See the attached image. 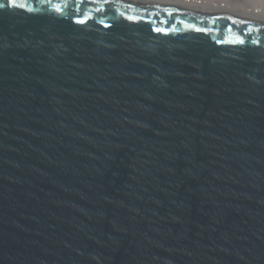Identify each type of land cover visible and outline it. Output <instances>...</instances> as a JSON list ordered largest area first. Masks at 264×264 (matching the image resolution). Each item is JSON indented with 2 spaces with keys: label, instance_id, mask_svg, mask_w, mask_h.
Wrapping results in <instances>:
<instances>
[{
  "label": "water",
  "instance_id": "1",
  "mask_svg": "<svg viewBox=\"0 0 264 264\" xmlns=\"http://www.w3.org/2000/svg\"><path fill=\"white\" fill-rule=\"evenodd\" d=\"M26 4L0 9V264H264V21Z\"/></svg>",
  "mask_w": 264,
  "mask_h": 264
},
{
  "label": "bare ground",
  "instance_id": "2",
  "mask_svg": "<svg viewBox=\"0 0 264 264\" xmlns=\"http://www.w3.org/2000/svg\"><path fill=\"white\" fill-rule=\"evenodd\" d=\"M264 21V0H145Z\"/></svg>",
  "mask_w": 264,
  "mask_h": 264
},
{
  "label": "snow or ice",
  "instance_id": "3",
  "mask_svg": "<svg viewBox=\"0 0 264 264\" xmlns=\"http://www.w3.org/2000/svg\"><path fill=\"white\" fill-rule=\"evenodd\" d=\"M48 2H51V0H48ZM12 6V7H16V6H19V7H26L27 4H26V0L24 3H18V0H8L7 4L2 2V0H0V9H4L5 7L7 6ZM81 23L83 21H80ZM240 43H243L244 41L243 40H240L239 41ZM255 43V41H253Z\"/></svg>",
  "mask_w": 264,
  "mask_h": 264
}]
</instances>
